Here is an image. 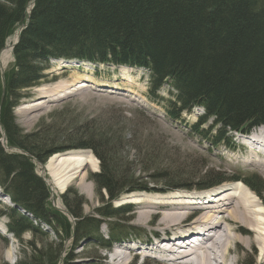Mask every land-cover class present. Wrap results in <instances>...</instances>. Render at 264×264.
<instances>
[{"label": "trees", "instance_id": "1", "mask_svg": "<svg viewBox=\"0 0 264 264\" xmlns=\"http://www.w3.org/2000/svg\"><path fill=\"white\" fill-rule=\"evenodd\" d=\"M19 28L13 64L0 72V188L15 205L1 215L21 245L15 264H58L67 239L76 245L90 238L109 249L130 235L122 224L132 220L134 209L113 202L125 193L151 190L121 168L112 119L104 127L70 122L68 129H62L64 119L58 124L51 119L33 132L17 124L14 108L44 82L50 60L145 69L150 100L163 105L172 120L203 109L192 131L214 145L231 146L232 132L264 127V0H0V53ZM164 86L167 97L160 95ZM70 150H89L99 159V170L88 179L107 197L96 216L87 217L83 196L69 188L60 198L72 223L49 207V188L35 171V163ZM161 172L155 174L163 176L167 190L241 181L263 200L264 181L256 172L230 177L207 169L202 175ZM100 218L109 220L107 238ZM37 221L52 229L51 241ZM27 232L32 240L23 239ZM62 262L73 264L70 254Z\"/></svg>", "mask_w": 264, "mask_h": 264}, {"label": "rangeland", "instance_id": "2", "mask_svg": "<svg viewBox=\"0 0 264 264\" xmlns=\"http://www.w3.org/2000/svg\"><path fill=\"white\" fill-rule=\"evenodd\" d=\"M19 29L6 39L4 50L2 49L4 51L0 59V72L2 75L13 64L11 47L16 40V33ZM50 65L44 82L31 89L30 96L14 108L17 124L25 132H33L39 124L49 122L51 119L57 124L58 120L61 122L64 119L65 124L62 129H68V123L70 122L81 124L87 121L104 127L113 121L115 124L113 133L116 134V138H120L118 157L121 168L127 172L128 176L130 175L139 183H143V187L152 190L151 192L139 190L132 193L124 192L125 194L117 199L119 201H114L116 207L118 204L120 206L123 204L134 205L132 220L130 222L124 221L122 224L125 231L131 232L128 237L125 236L117 244L111 242L109 249L101 247L94 239L91 240L90 238L81 240L76 245L70 239H67L63 243L58 264H63L62 259L64 255L68 254H70V261L73 264H119L118 261L111 260L113 249L119 245L120 247L125 245L140 246L134 260L131 261L132 255L129 254L128 264H159L160 261L154 258L152 252H144V248L149 246L146 240L149 239L151 243L157 242L151 238L153 233H157L160 237L164 234L170 235V232L157 226L159 225L157 223L158 217L153 215V212L160 211L155 208H145V198L153 201L152 198L188 191L196 192L195 195H198L199 198L203 195L201 193H205L193 190L164 192L167 185L160 182L163 176L155 174L162 173L163 169H168L171 173H178L180 176L183 173L196 175L197 172L202 175L203 170L206 169L211 172L219 171L228 177L235 175L237 172H256L264 181V169L261 166L246 162L251 153L243 139L246 135L254 132V129L248 133L232 134L231 146L228 149L223 144L211 146L209 142L204 140L203 136L201 138L189 127L196 121L197 112L195 110L191 114H183L178 122H173L165 115L163 105H160L159 102L155 103L154 100H149L147 89L148 71L145 69L122 68L113 64H92L91 62L66 59L50 60ZM49 89L56 93H53V95L51 93L47 94ZM57 89L61 90L56 91ZM160 95L167 96L166 86L161 89ZM205 126L201 127L207 128ZM262 133L264 131H260V134ZM76 151L79 150H70L66 153ZM80 151L91 154L95 158L93 160L96 161V166L89 163L84 164L78 176L70 180L69 185H65L61 191H58L51 183L45 168L49 159L57 157L59 154L51 156L45 165L35 163L36 173L44 179L49 188V207L66 214L71 223L74 219L65 211L60 198L69 188L76 190L86 201L83 208L84 216L95 217V211L104 206L107 201L105 193L101 196L104 201H101L95 184L88 179L91 172L99 170V159L89 150ZM254 152L257 153V159L264 160V152L258 153V150ZM0 191V264H15L21 256V245L18 240L8 233L7 218L1 215L6 207L14 208L15 205L10 202L1 188ZM211 191L206 192L209 194L205 199H195L196 202L191 205L193 211L206 204L208 198L212 200L213 194H210ZM262 196L263 200L256 197L260 201L264 214V193ZM130 199L138 202L130 201ZM152 201L148 203L151 204ZM144 209H147V211ZM17 210L27 215V212L22 208L18 207ZM142 211L148 213L147 218L142 219L141 215L139 216ZM197 217L196 214L189 217L190 220L186 223L193 222ZM100 220H102L100 232L107 238L109 220H103L102 218ZM37 222L44 229L43 233L48 234L51 241L54 237L52 229L46 223ZM242 235L245 238L249 237L247 234ZM32 238V234L28 232L23 236L25 241L32 240ZM132 239L134 241L131 244L129 240ZM254 247H237V250H235L237 257L235 255L230 256L233 264H257L259 248ZM124 253L127 252L124 251ZM159 254L164 253L159 250Z\"/></svg>", "mask_w": 264, "mask_h": 264}, {"label": "bare ground", "instance_id": "3", "mask_svg": "<svg viewBox=\"0 0 264 264\" xmlns=\"http://www.w3.org/2000/svg\"><path fill=\"white\" fill-rule=\"evenodd\" d=\"M3 50L0 53V59L4 54ZM59 90L61 89L56 91ZM48 93L53 95L56 92L49 89ZM260 131L264 129L261 127L255 129L243 140L251 153L246 162L264 169V160L257 159V153L254 152L257 150L258 153L264 152V133L262 135ZM93 159L95 158L91 154L79 150L59 154L57 157L50 158L44 165L51 183L58 191H61L65 185H69L70 180L78 176L84 164L96 166V161ZM209 190H212L210 192L213 194L212 200L208 198L206 204L194 211L191 205L196 202L195 199H205L207 194L198 198V195H195L196 192L188 191L152 198L153 201L145 198V208H155L160 211H152L153 215L158 217L159 225L157 226L170 232V235L164 234L159 237L157 233H153L151 238L157 242L151 243L147 239L149 246L144 248V252H152L154 258L160 261L159 264H233L230 256L237 257L235 252L237 247L255 248L254 246H257L259 248L257 264H264V214L258 196L253 192L256 197L240 182ZM130 201L138 202L133 199ZM150 201H152L151 204L148 203ZM144 210L147 211V209ZM195 214L198 217L193 222L186 223L190 220L189 217ZM140 215L142 219L148 217L147 212L142 211ZM242 234H247L249 237L245 238ZM129 241L132 244L134 240ZM139 248V245L116 246L112 251L111 260L118 261L119 264H128L129 254L132 255L131 261L134 260ZM159 250L164 254H159Z\"/></svg>", "mask_w": 264, "mask_h": 264}, {"label": "water", "instance_id": "4", "mask_svg": "<svg viewBox=\"0 0 264 264\" xmlns=\"http://www.w3.org/2000/svg\"><path fill=\"white\" fill-rule=\"evenodd\" d=\"M20 33V32H19ZM19 33H18V35H17V38H16V41L14 42V44H13V46L17 43V41H18V39H19ZM12 46V47H13ZM259 127H263V126H259ZM3 143L5 142V139L3 138ZM66 153V152H65ZM62 154H64V153H62ZM214 187V186H213ZM212 187H210V188H207V189H211Z\"/></svg>", "mask_w": 264, "mask_h": 264}]
</instances>
